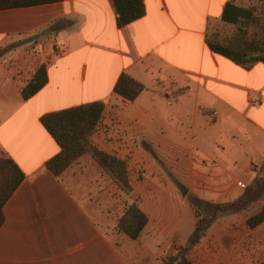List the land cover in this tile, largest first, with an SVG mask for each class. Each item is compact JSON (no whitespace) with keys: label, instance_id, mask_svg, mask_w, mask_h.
<instances>
[{"label":"crops","instance_id":"crops-1","mask_svg":"<svg viewBox=\"0 0 264 264\" xmlns=\"http://www.w3.org/2000/svg\"><path fill=\"white\" fill-rule=\"evenodd\" d=\"M258 1L144 0L143 17L124 27L117 25L113 0L0 11V51L8 49L0 53V155L25 176L3 207L0 264L146 259L132 255L131 246L151 220L141 210L149 223L136 241L117 230L123 213L115 221L107 207L112 195L98 191L103 171L90 156L59 177L47 169L60 153L40 122L50 113L102 102V118L90 137L99 151L123 161L133 151L145 164L152 158L167 162L187 191L205 202L228 204L244 196V178L264 166V63L243 69L213 53L206 37L221 25L228 3ZM40 66L47 83L24 101L20 90ZM123 75L143 86L133 102L114 93ZM239 229L229 242L227 224L217 235L207 227L187 259L262 263L264 221Z\"/></svg>","mask_w":264,"mask_h":264},{"label":"trees","instance_id":"trees-1","mask_svg":"<svg viewBox=\"0 0 264 264\" xmlns=\"http://www.w3.org/2000/svg\"><path fill=\"white\" fill-rule=\"evenodd\" d=\"M61 0H0V11L42 6ZM117 14L118 27H124L140 19L145 14L144 0H113ZM260 7H242L235 2L228 3L220 20L221 26L233 30L223 32L211 27L206 44L215 54L225 57L243 69H250L256 63H264V0H259ZM221 27V28H223ZM47 83L46 70L40 66L32 79L21 88L24 101L29 100ZM143 86L127 75L121 76L114 93L125 101L133 102L142 92ZM104 103L97 102L63 111L50 113L40 120L42 127L60 148V153L47 162V169L56 177L61 176L79 158L90 156L100 169L122 190L129 192L128 170L126 162L99 151L90 142V137L99 124ZM24 174L6 155H0V228L4 222L3 207L24 180ZM258 185V184H257ZM246 194H250L246 192ZM240 202H246L244 196L228 204H215L217 213L239 211ZM264 221V208L260 206L257 214L245 220V226L255 228ZM149 219L141 209L132 203L124 209L117 222V230L136 241L148 225ZM204 227L202 220L188 239L185 249H179L175 257L167 264H192L186 257L190 247L201 239ZM260 264H264V261Z\"/></svg>","mask_w":264,"mask_h":264},{"label":"rangeland","instance_id":"rangeland-1","mask_svg":"<svg viewBox=\"0 0 264 264\" xmlns=\"http://www.w3.org/2000/svg\"><path fill=\"white\" fill-rule=\"evenodd\" d=\"M259 5L255 7H260ZM242 7L250 6L244 4ZM221 27L223 26H214L223 32L233 31L228 27ZM7 50L3 49L0 53ZM133 155L135 152L131 151L125 160L129 192L118 187L104 172H101L99 177L98 191L99 194L112 195L113 200L108 202L107 207L112 210L115 221L132 203L147 213L151 222L141 239L131 246L132 255L146 257L144 264H167L169 258L177 256L179 249L187 247L188 239L199 225V220H202L204 227H213L215 235L218 234V229L227 224L231 237L225 238L232 242L234 229L240 231L239 228L244 226L245 220L260 210L264 195V166L254 168V174L244 178L246 202H240L241 209L217 213L214 206L223 201L205 202L193 197L187 191L186 184L178 181L175 168L168 166L167 162L154 161L151 156L150 162L146 160L145 164L143 160H137L138 157ZM237 194H243V190H239ZM226 201L234 200L229 198ZM192 247L188 251H191Z\"/></svg>","mask_w":264,"mask_h":264},{"label":"built area","instance_id":"built-area-1","mask_svg":"<svg viewBox=\"0 0 264 264\" xmlns=\"http://www.w3.org/2000/svg\"><path fill=\"white\" fill-rule=\"evenodd\" d=\"M202 113L204 115L210 116L212 118H215L216 117V112H214V111H202Z\"/></svg>","mask_w":264,"mask_h":264}]
</instances>
